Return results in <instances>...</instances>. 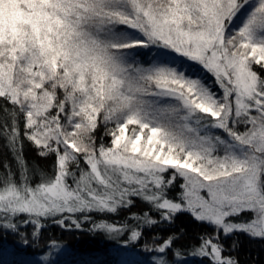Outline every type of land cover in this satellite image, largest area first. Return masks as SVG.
Segmentation results:
<instances>
[{"label":"snow or ice","instance_id":"snow-or-ice-1","mask_svg":"<svg viewBox=\"0 0 264 264\" xmlns=\"http://www.w3.org/2000/svg\"><path fill=\"white\" fill-rule=\"evenodd\" d=\"M92 213L155 264L264 245V0H0V231Z\"/></svg>","mask_w":264,"mask_h":264},{"label":"trees","instance_id":"trees-1","mask_svg":"<svg viewBox=\"0 0 264 264\" xmlns=\"http://www.w3.org/2000/svg\"><path fill=\"white\" fill-rule=\"evenodd\" d=\"M25 154L30 162L39 159L34 150L27 149ZM39 163L41 167H47L49 162ZM90 215V220L81 218V229L72 226L70 220L66 221L68 227L64 228L50 223L35 241L31 229H28L25 233L29 240L27 244L18 234L0 231V264H155L154 256L158 254L145 247L146 244L153 246L150 237L133 244L123 236L113 237L106 232L93 231V222L112 223L120 218L112 214ZM175 227L185 230L184 238L178 241L180 245H192L197 235L205 231L187 217L178 220ZM238 255L242 264H264V245L242 237ZM191 264H198V261Z\"/></svg>","mask_w":264,"mask_h":264}]
</instances>
